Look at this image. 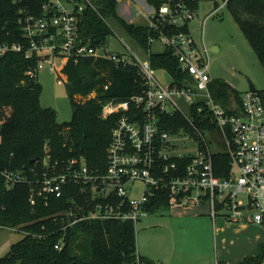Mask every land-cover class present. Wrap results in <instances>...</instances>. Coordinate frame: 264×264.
<instances>
[{"label":"built area","instance_id":"obj_1","mask_svg":"<svg viewBox=\"0 0 264 264\" xmlns=\"http://www.w3.org/2000/svg\"><path fill=\"white\" fill-rule=\"evenodd\" d=\"M192 1L164 0L159 8L148 0L136 2L141 6H136L137 15L145 18L150 30V48L145 51L148 59L141 60L124 41L128 54L82 41L79 19L87 6L95 8L92 0H45L41 4L36 0L33 4L39 5L40 14L23 6L28 0H13L18 6L14 23L20 37L18 41H0V56L19 52L29 59L37 57L36 69L29 72L33 77L44 67L59 72L72 58L111 60L137 67L144 88L128 100H111L103 107L104 116L121 114L112 129L105 167L95 169L83 157L53 160L47 154L41 161L42 169H32L33 178L0 170L8 188L16 182L32 184L30 201L34 204L37 198L48 202L51 197H62L65 189L79 187L84 202L73 197L72 208L53 217H62L67 223L64 228L78 221L106 219L132 221L136 228L151 214L150 205L161 201L171 207L207 204L213 220L221 216L233 223L264 225V96L255 88L245 91L237 99L236 111L232 100L228 107L218 101L211 88L214 78L209 72V48L197 42L190 29H181L189 28L195 17ZM175 27L181 30L176 32ZM6 29L7 35H15L4 24ZM153 44L173 50L189 76L185 86L158 79L149 59ZM55 59L63 62L58 64ZM179 100L189 107V114ZM176 112L186 120L187 128L173 132L162 127L161 117ZM198 115L208 127L199 128L195 122ZM217 128L222 130L225 145L214 138ZM184 135L193 139L196 153L179 150V139ZM212 143L219 149L213 150ZM222 150L229 153L230 162L220 175L214 157Z\"/></svg>","mask_w":264,"mask_h":264},{"label":"trees","instance_id":"obj_2","mask_svg":"<svg viewBox=\"0 0 264 264\" xmlns=\"http://www.w3.org/2000/svg\"><path fill=\"white\" fill-rule=\"evenodd\" d=\"M35 1L28 0L23 6L40 14L39 5L33 4ZM92 1L95 8L87 6L79 19L80 38L84 43L93 47L106 45L107 37L114 31L111 21H115L145 51L149 50L147 24L125 19L118 11L117 0ZM148 1L159 8L164 0ZM223 1L264 66V0ZM198 4V0L191 2L196 11ZM218 6L216 3L215 7ZM17 7L13 0H0V41L19 40L14 23ZM4 24L15 35H7ZM174 29L176 32L189 30L188 26ZM149 59L154 69L167 71L172 86L183 87L189 81L172 49L152 51ZM37 64V57L29 59L19 52L0 56V170L22 172L33 178L32 169L41 170V161L47 154L53 160L83 157L95 169L105 167L112 129L121 114L104 116L103 107L111 100H128L143 90L139 69L94 57L69 59L61 72L66 76L75 111L70 121L59 122L57 111L41 104L42 85L38 76L29 74ZM211 88L226 107L233 95L240 99L236 88L222 77L214 78ZM259 91L264 96V90ZM161 118L162 127L167 130L187 128L186 120L177 112ZM200 118L199 115L195 118L199 128L208 127ZM67 131L71 132L68 140L65 139ZM214 162L217 173L223 175L230 162L229 153L222 150L215 155ZM31 192L32 184L22 181L8 188L0 176V227L23 233L21 239L12 243L9 252L0 256V264H160L139 254L132 221L85 220L64 228L67 223L61 216L54 220L56 214H66L72 208L73 197L84 202L85 196L79 187L65 189L62 197H51L48 202L37 198L34 204L30 201ZM150 206L153 212L161 206L167 207L168 203L161 201ZM260 260V257H247L240 264Z\"/></svg>","mask_w":264,"mask_h":264},{"label":"rangeland","instance_id":"obj_3","mask_svg":"<svg viewBox=\"0 0 264 264\" xmlns=\"http://www.w3.org/2000/svg\"><path fill=\"white\" fill-rule=\"evenodd\" d=\"M122 3L123 0L118 2L119 11ZM198 3L189 29L197 42H204L209 48L211 77L226 79L240 96L252 87L264 90V66L225 1L198 0ZM216 3L219 4L217 8ZM111 23L114 31L107 37L105 48L111 52L128 54L124 41L141 60H147L148 54L127 35L125 29L115 21ZM151 49L153 52L162 50L158 44H153ZM55 61L58 64L63 62L61 59ZM155 73L161 82H170L165 70L156 69ZM38 79L42 85V106L54 108L59 122L70 121L75 106L68 92L65 75L44 67L38 70ZM178 103L186 114L190 113L184 101L179 100ZM211 146L213 150L219 149L213 143ZM179 150L196 153L197 147L189 135H184L179 139ZM201 210L206 212L205 207H196L186 210L182 217H178V210L173 208L151 213L136 224L138 252L145 254L144 251H147V257H157L167 252L169 260L189 256L197 258L198 264H240L247 257H260V262L251 264H264V225L232 223L221 220V216L215 224L208 214L202 213L207 218L197 216L196 213L200 214ZM22 236L23 233L15 229L0 227V256H5L12 243ZM203 259L205 263L201 261Z\"/></svg>","mask_w":264,"mask_h":264},{"label":"crops","instance_id":"obj_4","mask_svg":"<svg viewBox=\"0 0 264 264\" xmlns=\"http://www.w3.org/2000/svg\"><path fill=\"white\" fill-rule=\"evenodd\" d=\"M137 1H140V0H133V2L127 1V0H123L122 6H121V10L120 11L118 10V11L129 22H134V23H138V24H147V22H146L144 17L137 15V8H136V6H138V4L136 3ZM196 207H205L206 208V212L205 213H203L202 210L200 211V214L195 212L197 216H200V215L202 216L203 214L210 215V207L207 204L198 205V206H189V207H182V206H173V207L167 206L166 207V206H161L156 211H153L151 213H154V212H157L159 210L166 209V208H173V209H177L178 210L177 213H179V214H177V216L178 217H182L183 213L186 214L185 213L186 210L189 211L191 209H195ZM203 216H205V215H203ZM210 217L212 218L211 215H210ZM205 218H207V217L205 216ZM222 218H221V220L224 221L225 219L224 218L222 219ZM217 219H218V217L216 218V220H213V218H212V220H213V222L215 224L217 222ZM144 253L145 254H143L142 252L139 251V254H141L142 256H146L147 257V251H144ZM150 254H152V253H150ZM167 256L168 255H167V252H166L165 254L161 253V255H159L157 257H149V258L156 260L160 264H198V261H199L197 258H193V257L190 258L189 256H186V254H185L186 257H179L177 259H172V260H169V258H167ZM201 261H203L205 263V259H203Z\"/></svg>","mask_w":264,"mask_h":264},{"label":"water","instance_id":"obj_5","mask_svg":"<svg viewBox=\"0 0 264 264\" xmlns=\"http://www.w3.org/2000/svg\"><path fill=\"white\" fill-rule=\"evenodd\" d=\"M238 106H239V104H238V100H237V98L235 97V95H233V97H232V108H233V110L236 111L237 108H238ZM263 116H264V114H263ZM70 135H71V132H70V131H67V132L65 133V139L68 140L69 137H70ZM214 138H215L218 142H220L221 144H223V145L226 144V141H225L224 135H223L222 130H221L220 128H217V130H216V134H215Z\"/></svg>","mask_w":264,"mask_h":264}]
</instances>
